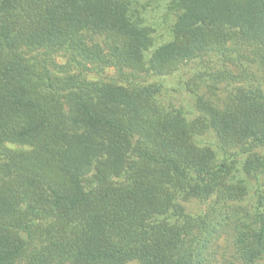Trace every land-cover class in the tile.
<instances>
[{"label": "trees", "instance_id": "trees-1", "mask_svg": "<svg viewBox=\"0 0 264 264\" xmlns=\"http://www.w3.org/2000/svg\"><path fill=\"white\" fill-rule=\"evenodd\" d=\"M142 1L159 0H0V264H212V204L230 203L235 261L264 260V0H162L177 15L161 41ZM61 51L158 79L237 53L260 74L188 118L158 81L89 80Z\"/></svg>", "mask_w": 264, "mask_h": 264}, {"label": "rangeland", "instance_id": "rangeland-1", "mask_svg": "<svg viewBox=\"0 0 264 264\" xmlns=\"http://www.w3.org/2000/svg\"><path fill=\"white\" fill-rule=\"evenodd\" d=\"M136 7L145 22L156 29V35H158L159 41L168 37L170 26L173 24L177 15L174 10L168 9L162 0L150 4L142 1ZM86 36L89 40L103 45V36L94 34H86ZM230 47L234 49L235 44L230 45ZM234 56L235 59L233 61L228 58L230 63L219 54L205 55L203 58H197L184 63L179 69L161 79L145 73H135L132 75L129 74L128 70H124V73L121 74L116 68L109 65L95 66L86 62L85 66L88 67L85 68L82 63L70 60L69 55L64 51L53 54L51 59L53 63H56L58 66H63V69H67L68 72L81 74L89 80L113 81L121 85H128L132 81L143 84L158 81L161 84V102L168 106L181 108L188 118H194L197 115L193 107L196 96H202L214 103L221 104L224 102L227 93L232 87L244 86L250 82L253 74H260L254 64L244 60L242 55L235 53ZM223 67L233 71V74L237 77L220 82L214 81L211 73ZM57 69L60 71L59 67ZM243 69H246L249 75L243 73ZM199 140L202 144L210 146L213 142V137L206 133L200 136ZM211 146L214 147L213 144ZM227 205L218 206L212 204L214 208L213 221L217 223L218 229L217 236L212 240L210 249H208L212 264H237L233 255L232 236L236 222L240 221V212L236 211L237 207L234 203ZM207 206L198 202L189 205L186 204V208L190 213H198L200 210L210 207ZM127 264L139 263L137 261H131ZM258 264H264V260L258 262Z\"/></svg>", "mask_w": 264, "mask_h": 264}]
</instances>
